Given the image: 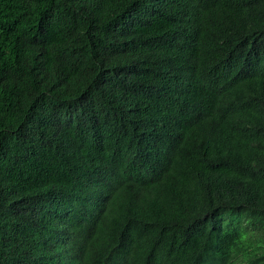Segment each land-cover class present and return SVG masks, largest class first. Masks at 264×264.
<instances>
[{"label":"trees","instance_id":"1","mask_svg":"<svg viewBox=\"0 0 264 264\" xmlns=\"http://www.w3.org/2000/svg\"><path fill=\"white\" fill-rule=\"evenodd\" d=\"M0 264H264V0H0Z\"/></svg>","mask_w":264,"mask_h":264}]
</instances>
